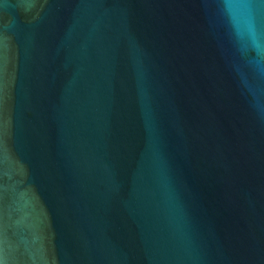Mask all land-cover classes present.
Returning a JSON list of instances; mask_svg holds the SVG:
<instances>
[{"label":"water","instance_id":"95a60500","mask_svg":"<svg viewBox=\"0 0 264 264\" xmlns=\"http://www.w3.org/2000/svg\"><path fill=\"white\" fill-rule=\"evenodd\" d=\"M0 264H264V0H0Z\"/></svg>","mask_w":264,"mask_h":264}]
</instances>
